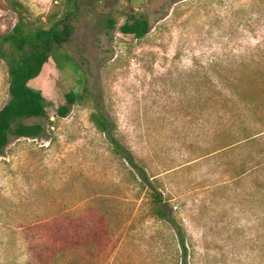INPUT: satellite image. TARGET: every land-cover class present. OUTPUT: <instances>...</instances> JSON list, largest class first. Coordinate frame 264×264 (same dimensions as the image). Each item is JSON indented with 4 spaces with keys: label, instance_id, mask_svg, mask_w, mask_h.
Segmentation results:
<instances>
[{
    "label": "rangeland",
    "instance_id": "obj_1",
    "mask_svg": "<svg viewBox=\"0 0 264 264\" xmlns=\"http://www.w3.org/2000/svg\"><path fill=\"white\" fill-rule=\"evenodd\" d=\"M18 1L33 23L70 13L77 73L49 59L28 82L47 116L24 122L42 137H10L0 156V264H184L180 236L185 264H264V0ZM130 11L147 19L140 39L118 30ZM15 21L0 0V34Z\"/></svg>",
    "mask_w": 264,
    "mask_h": 264
},
{
    "label": "trees",
    "instance_id": "obj_2",
    "mask_svg": "<svg viewBox=\"0 0 264 264\" xmlns=\"http://www.w3.org/2000/svg\"><path fill=\"white\" fill-rule=\"evenodd\" d=\"M16 15L15 23L0 34V61L5 64L7 74L8 101L0 108V156L9 143V138H38L43 136L40 124H25L29 119L46 118L48 103L39 89L31 87L28 82L39 75L43 65L51 59L56 68L77 73V63L67 51L73 26L68 12L54 13L48 16L47 24L33 23L25 17L26 8L18 0H5ZM61 1V0H60ZM76 0H66L67 3ZM107 30H113L116 21L108 18L104 22ZM123 35L140 39L144 37L149 26L144 15L133 11L123 14V23L118 28ZM86 90H69L63 95V102L56 107V114L65 117L70 107L85 99ZM89 121L94 128L114 145L116 155L127 161L145 184L152 188L143 170L132 160L128 150L120 146L113 135L114 125L101 112H92ZM254 136V135H253ZM249 136L245 142L253 139ZM259 164V163H258ZM166 204L157 192L151 194V211L159 219H168ZM183 261L186 249L180 236ZM65 264H75L68 261Z\"/></svg>",
    "mask_w": 264,
    "mask_h": 264
}]
</instances>
